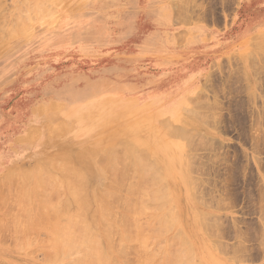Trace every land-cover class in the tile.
I'll list each match as a JSON object with an SVG mask.
<instances>
[{
    "label": "rangeland",
    "instance_id": "374dc122",
    "mask_svg": "<svg viewBox=\"0 0 264 264\" xmlns=\"http://www.w3.org/2000/svg\"><path fill=\"white\" fill-rule=\"evenodd\" d=\"M1 1L7 8L3 9V6L0 10V192L3 194L5 189L6 194L14 195L20 189L21 194L17 197L15 192L16 197L7 198L9 201L4 199L9 204L16 202L10 207L5 205L9 209L2 208L7 203L3 204L4 195L0 196V222H4L0 226V264L66 263L54 259L45 262L58 251L56 242L49 243L56 245L55 250L47 245L52 235L51 229L48 230L51 209L45 210L49 217L44 223V216L37 211L41 202L37 200L39 194L35 195L39 190L35 188L36 176L30 185V180L24 179L20 169L29 166L34 173L39 167L51 174L54 171L49 172V168L62 164V160L58 161L62 155L76 160L75 157L83 153L87 154L91 165L92 178L91 181L88 179L87 186L93 194L92 207L85 216L94 231L103 233L100 203L95 200L99 194L98 198L105 201L112 217L107 218L108 225L114 227L111 235L120 233L116 235L119 238L111 237L114 245L124 243L125 249L128 252L131 249L133 254V245L140 244V250L148 249L146 254L140 252L144 254L141 259H151L152 264H168L165 261L170 251L175 254L188 252L187 257L183 256L185 260L182 257L185 254H180L183 264H264V0ZM18 2L28 17L24 12L22 17L25 18L21 21L18 18L23 13H19V17L16 15L18 18L5 17L3 13L7 14L9 9L20 11ZM16 4L20 8L16 9ZM36 6L40 7L39 11ZM50 11L52 14L49 15ZM38 13L42 21L40 16L35 17ZM27 21L28 30L32 32L19 29ZM5 23L10 27L4 28ZM6 31L17 36L9 37ZM152 32V42L145 45L144 34ZM160 43L165 47L159 46ZM90 86L97 87L91 90L93 94L79 102L63 97L67 90ZM104 88H108V92L103 93ZM193 114L204 116L203 120ZM88 116L92 118L84 124L90 127L70 124L73 117ZM96 117L97 121H94ZM165 119H168V125H173L172 129L175 126L174 130L180 131H173L168 125L165 128L166 125H162ZM32 128L38 130L34 132ZM170 133L173 136L182 134L183 141L172 138ZM184 137H188L187 142ZM125 142H130L132 149L123 147L128 145ZM186 145H190L189 149ZM107 148H117L115 156L119 158H115L117 164L114 165L117 168L120 163L126 164L127 167H118L123 168L121 170L117 168L125 176L116 177L119 172L115 176L103 173ZM140 150L146 154L141 155ZM137 154L138 157L141 155L140 160L147 161L141 160L145 164L143 169H150L147 176L146 171L143 176L148 178L155 171L153 176L161 179V182L152 179L154 187L150 179L139 173L143 164L138 158L141 164L138 166ZM36 164L38 166L34 168ZM74 164L77 168L82 166L79 162ZM157 169L160 171L156 172ZM9 173L16 174V179L7 180L5 174ZM117 182L126 183L127 188L120 183L123 191L115 184ZM143 182L144 187L151 188L148 190L146 186L144 189L148 192L141 196L147 200L139 199L134 204L137 192L133 190L141 192ZM105 183L107 187L119 190L103 187ZM162 185L167 190L164 194L162 190H159L161 194L156 191ZM24 190L28 192V196L25 195L28 204L21 205L19 201L24 200ZM56 190H62L63 196L51 197L54 199L49 200L51 204L58 200L57 203L71 201L66 181L62 180L58 188L47 192L53 194ZM154 190L158 194H152V199L155 198L152 201L148 193ZM107 192L117 194L114 200H118L112 203L113 199L103 195ZM122 197L134 204L128 205L133 210L144 207L143 213H131L127 204L123 208ZM166 200L168 203L158 210L156 206ZM149 206L152 209L155 206L156 211L152 212ZM18 207L23 211H18ZM68 207L69 213L78 212L73 201ZM171 207L177 214L174 223H169ZM30 210L34 211L33 217L27 214ZM165 213L167 219H164ZM175 213L171 221L176 217ZM91 214H96L94 222ZM207 214L211 218L207 219ZM124 217L140 218L141 225L147 222L142 232L148 231L143 235L147 241L151 240V243L146 242L149 246L145 244L141 248L135 238L136 224L132 230L129 227L127 230L135 241L122 239ZM27 220L37 225L43 222L44 228L36 229L35 233L36 230L29 231L27 235V224H20ZM206 223L214 226L211 232H204L203 228L206 231L210 228L203 226ZM18 225L19 230L16 229ZM23 225L25 230H22ZM116 227L118 231L114 233ZM163 227L168 231L161 233ZM176 233H180V237ZM174 234L178 236V245L173 243ZM217 242H220L218 247ZM156 243H160L162 249L156 248ZM169 243L172 244L170 248ZM176 249H180L179 253ZM156 250L159 251L153 261ZM125 254L126 257L116 254L117 264H125L122 261L132 258V254ZM141 259H136L135 263L145 260Z\"/></svg>",
    "mask_w": 264,
    "mask_h": 264
},
{
    "label": "bare ground",
    "instance_id": "6f19581e",
    "mask_svg": "<svg viewBox=\"0 0 264 264\" xmlns=\"http://www.w3.org/2000/svg\"><path fill=\"white\" fill-rule=\"evenodd\" d=\"M1 0H0V5H1V7H0V10L2 11V7L3 6H5V7H3V9L5 8H7L6 7V5H4L3 3L1 4ZM31 2V0H29V2L28 3H30ZM42 2H45V1H42ZM47 3H48V1H46ZM4 3H5V0H4ZM14 3V2H13ZM21 3H23V0L21 1ZM20 7H21V5L19 4V2L17 3ZM16 4V9L17 8H20L18 5ZM25 4H26V2H25ZM24 4V5H25ZM35 4V3H34ZM37 4H39L38 2H37ZM30 6H31V4H30ZM32 7H33V4H32ZM35 7V6H34ZM36 7H38L37 9H38V11H39V6H36ZM28 8V7H27ZM42 8H45V7H42ZM21 9H22V12H20L21 11ZM30 11L32 10V9H30V8H28ZM34 10L33 11H37L36 10V8H33ZM10 11L9 12H7V14L6 13H3L4 15H5V17H7V16H9V18H11L10 16H18V14L19 13H25V11H23L24 9L21 7L20 8V11H15V9L13 10V8L12 9H9ZM13 10V12H11ZM44 10V9H43ZM52 10V9H51ZM7 11V10H6ZM29 11V12H30ZM32 11V12H33ZM53 11V10H52ZM13 13V14H11V13ZM51 12V11H50ZM50 12H48L49 13V15L50 14H52V12L50 13ZM10 13V14H9ZM14 13H16V14H14ZM24 13L18 18L17 16V18L18 19H20V21H21V19L22 18H25V17H28V16H26V14L27 13H25V17H22V16H24ZM34 13V12H33ZM33 13H30V14H32V16H33ZM2 14V15H3ZM9 14V15H8ZM7 15V16H6ZM53 15H55V13L53 14ZM40 16V14L38 13V15H36L35 17H39ZM46 16H48V15H46ZM34 17V18H35ZM40 19H41V21H42V17L40 16L39 17ZM12 19V18H11ZM14 19H16V18H13V20ZM36 20V19H35ZM34 20V21H35ZM0 21H1V19H0ZM33 21V20H32ZM37 21V20H36ZM39 21V20H38ZM51 21H52V19H51ZM148 21H149V19H148ZM147 21V22H148ZM40 22V21H39ZM57 22V20L55 21V22H53V24L54 23H56ZM47 23V22H46ZM7 23H5V25H6ZM27 24H29L28 23V21H27V23H24V26L22 27L21 26V28H19V29H23V30H27V32H32L31 31V29L30 30H28V28H30V26H28ZM51 24V23H50ZM148 24H151V22H148ZM10 25V24H9ZM8 24L6 25V26H4V28L5 27H10ZM52 25V24H51ZM50 25V26H51ZM56 25V24H55ZM154 25H156V24H154ZM28 26V27H27ZM3 28V29H4ZM19 29H17V32L20 34V31H19ZM157 29V28H156ZM165 31V30H164ZM7 32V31H6ZM5 32V33H6ZM21 32H24V31H21ZM26 32V33H27ZM166 32V31H165ZM4 33V32H3ZM3 33H2V36H3ZM5 33H4V35H5ZM10 33L11 32H7V35L9 34V37H11V35H10ZM154 32H152V33H145L144 35H145V38H144V44L146 45L147 43H151L152 42V38H153V36H154V34H153ZM6 35V36H7ZM13 35H16L15 33L13 34ZM12 35V37H14ZM17 36V35H16ZM23 36V35H22ZM25 36V35H24ZM169 36V35H168ZM159 46H161V47H165L164 45H163V43H160L159 44ZM165 49V48H164ZM103 85V84H102ZM94 87H97V86H94ZM94 87L93 86H90V87H85V88H83V89H79V90H75V89H73V90H67L64 94H63V97H69L70 98V100H72V101H75V102H79V101H81V99H83L84 97H86L87 95H91V94H93V92L91 91L92 89H94ZM108 90V88H104L102 91H103V93H106V92H108L107 91ZM53 105V104H52ZM59 105V104H58ZM58 109H59V107H57ZM79 112H77L76 114H74L73 116H75V115H77ZM192 116V115H191ZM193 116L194 117H200L199 116V114H196V116H195V114H193ZM202 116V115H201ZM203 117L204 116H202V117H200L202 120H203ZM90 118H92V116H88V117H82V118H76V117H73V118H71V125H73L74 127H76L77 125H81V126H84V127H82V128H85V127H90L89 125H87V124H84V122L86 121V120H88V119H90ZM166 120V119H165ZM162 121V125H164V127H165V125H166V127L165 128H167V125L169 124L167 121H168V119L166 120V121ZM94 121H97V117L95 118V120ZM160 122V121H159ZM165 124H164V123ZM205 123V122H204ZM161 125V124H160ZM170 126V127H169ZM171 126H173V125H168V127L169 128H171ZM175 127V126H174ZM174 127H173V131H176V130H178V129H176L175 128V130H174ZM33 129V128H32ZM37 129V128H36ZM35 129V130H36ZM34 129H33V131L34 132H36ZM178 131H180V129L178 130ZM182 131V130H181ZM33 133V132H32ZM187 133V132H186ZM35 135H37V134H34V136ZM169 135V134H168ZM170 135H171V133H170ZM181 135L182 134H180V136H179V134H176V136H173V135H171V137L172 138H180V140L181 139H183L182 137H181ZM183 135L185 136V134L183 133ZM186 135H188V134H186ZM138 137V136H137ZM32 138H34V137H32ZM136 138V137H135ZM177 138V139H178ZM186 137H184V141L185 142H187L188 141V137L185 139ZM140 139V138H139ZM30 140H32V139H30ZM141 141H142V139H141ZM181 141H183V140H181ZM141 143H143V142H141ZM189 143V142H188ZM124 144H128V145H123V147L125 146H127L126 147V149L127 150H129V149H132V145L130 146V142L129 143H127V142H125ZM187 144V143H186ZM145 145V144H144ZM130 146V147H129ZM146 146V145H145ZM188 147V149H189V147H190V145L189 146H187L186 145V148ZM135 148V147H134ZM108 149V148H107ZM117 149V148H116ZM115 148H110V149H108L107 150V152L105 153V155H104V158H106V160H108L109 161V163H106L105 164V162H108V161H106L105 160V162L103 163L104 165H102V171H103V173L105 174V175H114L115 176V174H117L116 172H119V170H121V169H123V168H118L119 166H123V165H126V164H123V163H120V164H118L119 166L116 168L115 166H117V165H114L115 163H116V161H115V158L117 159V158H119V157H117V156H115V153H117V150H116ZM118 149H120V148H118ZM136 150H138L137 148H135ZM151 149V148H150ZM150 149H148V150H150ZM126 150V151H127ZM105 151V150H104ZM141 152V155H143V153L144 154H146L145 152H143L142 150H140ZM92 155V154H91ZM98 155V154H97ZM140 155V154H139ZM140 155V156H141ZM139 156V157H140ZM144 156H146V155H144ZM97 157V156H96ZM95 157V158H96ZM102 156L100 155V157L99 158H101ZM127 157V156H126ZM138 154H137V156L135 155V158H136V162H138ZM189 157V156H188ZM58 158V157H57ZM56 158V159H57ZM94 158V159H95ZM98 158V159H99ZM149 158V157H148ZM56 159H53V160H56ZM59 159V158H58ZM75 159L76 160H74V159H70V158H68L67 156H65V155H62L61 156V158H60V160H58V161H61L62 160V164H59V165H51V168L52 169H50L49 167V172L50 171H54V173H47V172H43L42 171V169L41 168H37V164L35 165V167L34 168H37L38 169V171L36 172V170L34 171V173L36 172V174L34 175V173L32 172L33 170L29 167V166H26V167H24L23 169H20L21 170V172L24 174V179H26V181L27 182H29V180H30V185H31V179L33 178V177H35L36 176V183H37V185L35 186V188L38 190L37 191V193L35 194L36 195V197H37V194H39L38 195V197H37V200L38 199H40V200H38L39 202H41V205L38 207V209H37V211L38 212H40L39 214H42L44 217H43V221H44V223H47V217H49L51 214V216H50V220L48 219V223L50 224V226L51 227H49V229L48 230H50L51 229V233L50 234H52L51 236H53L54 237V239L50 236V235H48V236H50V241L48 240V244L47 245H49V247H53L52 249H54L55 250V248H56V245H54V246H50V242L51 241H54V242H56V244H57V249H58V251L56 252V254H55V256H51L52 255V253L50 254V253H48V255L49 256H51V257H49V258H47L48 259V261H45L46 263L48 262V263H50V260L49 259H54V260H60L61 262H66L67 264H117L116 263V254L118 253V255L119 256H125L126 254L125 253H127V254H132V251H131V249H130V252H128L129 250H127V249H125V247H127L126 245H124V243H120V244H118V245H114V243H112L111 242V237H114V236H116L119 232H117L118 231V228L116 227L115 229H117V230H115L114 231V233H116V235H111V233L113 232V225H108V223H107V218L109 219V218H111L112 219V217H110L109 216V213L110 212H108V210H107V206H106V203H105V201L103 200V199H100V198H98V196H100L99 194H98V196H96L95 197V200H97V202L98 203H100L99 205V211H100V213H101V215H102V217H101V223L103 224V229H104V231H103V233H98V232H96V231H94L93 229H92V227L90 226V222L87 220L88 218H87V216H85V214H86V211H88V213H89V211H90V207H92L91 206V196L93 195V194H91L92 193V190H90L89 188H88V179L91 181V179L90 178H92V171H91V165H90V163L88 162V160H87V154H85V153H83V154H80V155H77L76 157H75ZM93 159V158H92ZM97 159V160H98ZM173 159H175L176 160V157L175 156H173ZM52 160V161H53ZM100 160H103V158H101ZM139 160H140V158H139ZM143 162H147V161H144V159H141ZM140 160V161H141ZM51 160H49L48 162H50ZM139 161V162H140ZM140 162L141 164H143V162ZM192 161V160H191ZM48 162H46V163H48ZM74 162L76 163V162H79L80 163V165H82V166H80L81 167V169H80V167L79 168H77L76 166H75V164H74ZM99 161H96V163L98 164V165H100L99 163H98ZM138 162V166H141V164ZM125 163V162H124ZM127 163V162H126ZM149 163H151V162H149ZM154 163V162H153ZM117 164V163H116ZM131 166H133V164H132V161H131V164H130ZM144 165L145 164H143L141 167H139V173L143 176V174L145 173V169H143V167H144ZM152 165V163L150 164V166ZM18 166V165H17ZM21 166V165H20ZM16 167V166H15ZM98 167H101V166H98ZM126 167H127V165H126ZM113 168H115V169H117L118 171H116L115 169H113ZM132 168V167H131ZM135 168V167H134ZM186 168H187V164H186ZM13 169V168H12ZM12 169H10V170H12ZM99 170H100V168H99ZM143 170V171H142ZM15 171H16V169H15ZM136 171V170H135ZM148 171V170H147ZM146 171V172H147ZM157 171H160L159 169H157L156 170V172ZM144 172V173H143ZM148 172H150V169H149V171ZM148 172L145 174L146 176H147V174H148ZM155 171H153L151 174H150V177H146L145 175V179L147 178V180H149L150 179V182L152 183V179L153 178H155L153 175V173H154ZM112 173V174H111ZM18 174V173H17ZM95 174V173H94ZM102 174V173H101ZM126 174H128V173H126ZM156 174V173H155ZM157 174H160V173H157ZM6 175V177H7V180H15L16 178L15 177H17L16 176V174H12V173H9L8 175L7 174H5ZM13 175H14V177H13ZM153 177H152V176ZM96 176V175H95ZM120 176H125V174L123 175V173H121L120 174V172H119V174H118V176H116V177H120ZM143 176V177H144ZM13 177V178H12ZM97 177V176H96ZM100 177V176H99ZM99 177H97V178H99ZM121 177V178H122ZM127 177V179H128V177L129 176H126ZM126 177H124L125 179H126ZM142 177V178H143ZM158 177V176H157ZM15 178V179H14ZM102 179V178H101ZM123 179V178H122ZM130 179V178H129ZM128 179V180H129ZM3 180H5V179H3ZM62 180H64V181H66V183H68V194H69V196L70 197H72V199H71V201H73L77 206H78V212L76 213V214H71V213H69L68 212V210H69V208L70 207H68L70 204H71V201L70 200H67V201H64V202H59V203H57L58 201H60V200H58V201H56V202H54L53 204H51L50 203V201L52 200H54V199H52V198H56L57 196H60L61 197V195L63 196V192H62V190H60V191H54V192H52L53 194H48L49 192H47V191H49L51 188L52 189H56V188H58L59 187V185H60V183H61V181ZM103 180V179H102ZM137 180V179H136ZM156 180H158V181H160L161 182V179H159V178H155L154 179V181H156ZM107 181V180H106ZM130 181L132 182V181H134L132 178L130 179ZM96 182H98V180L96 181ZM101 182V181H100ZM99 182V183H100ZM130 182V184H134L135 182H132L131 183ZM98 183V184H99ZM107 183V182H106ZM105 183V186H103V187H107L106 184ZM121 182H117V183H115L117 186H119V187H121V189L124 191V188H127L126 186H127V184L126 183H124L125 185H123V183H121L123 186H125L124 188L122 187V185L120 184ZM129 183V182H128ZM136 184V183H135ZM20 185V184H19ZM95 185V184H94ZM110 185V184H109ZM142 184H140V186H141ZM151 185H153V183L151 184ZM156 185V188H157V184H155ZM163 185H166V184H163ZM163 185L162 186H160V187H162L161 189H156V191L158 190V192H160V194H161V192H162V194H164L165 192V190H166V187L164 188L163 187ZM23 186L24 185H22V188H23ZM93 186V185H92ZM100 186H101V184H100ZM147 186V185H146ZM145 186V187H146ZM171 186V185H170ZM97 187H98V185H97ZM102 187V186H101ZM103 187L101 188V189H103ZM144 187V182H143V185H142V190H141V192L143 193H141L140 191H138V190H133V191H135V193L137 192V194H135V197H136V200H133V202L132 203H137V201L140 199V200H147V197L146 196H144V197H146V199H141V196L142 195H144V194H146L145 192H148L147 191V189L149 188L148 186H147V189H144L145 188ZM152 187H154V185L152 186ZM12 188V187H11ZM94 188V187H93ZM92 188V189H93ZM99 188V187H98ZM98 188H96V189H98ZM107 188H110L111 190L112 189H114V188H111V187H107ZM168 188V187H167ZM171 188V187H170ZM7 189V188H6ZM121 189H120V191H121ZM151 189V188H150ZM150 189H148V190H150ZM115 190H119V189H116L115 188ZM146 190V191H145ZM159 190H162V191H159ZM7 190H3L2 192H3V194H1V192H0V196L1 195H4V196H2L3 198V204H4V202H6L7 203V201H9L10 199H8L7 200V198H11V197H13L14 195H15V192H14V195H12V193L10 194V192H7V194L5 193ZM20 189H18L17 190V192H16V196L18 197V196H20ZM97 191V190H96ZM102 191V193H103V191L104 190H101ZM132 191V192H133ZM27 191L26 190H24V193H23V195L24 196H22L23 197V199L24 200H22V198H21V200L23 201H19L20 202V204L22 205V203H27L28 204V200H26V196L25 195H27L28 196V192L26 193ZM56 192H58V194L56 193ZM59 192H61V194H59ZM105 192V191H104ZM122 192V191H121ZM140 192V193H139ZM153 193H148V195H149V199L150 200H152V201H154L155 200V198H154V195H153V198H154V200L152 199V194H158V192L157 193H154L155 192V190L154 191H152ZM166 192H167V190H166ZM6 195H5V194ZM97 193V192H96ZM98 193H100V192H98ZM11 196H10V195ZM31 195V194H30ZM51 195H53V196H51ZM105 197H107L108 199L109 198H111L110 200H112L113 199V201H112V203L114 202L115 203V201H117L116 199L114 200V197H116V196H114V195H117V194H112V193H110V192H107V193H104L103 194ZM140 195V196H139ZM147 195V196H148ZM150 195H151V197H150ZM6 196V197H5ZM10 196V197H9ZM16 196H14V197H16ZM160 196V195H159ZM159 196H158V198H159ZM52 197V198H51ZM138 197H140V198H138ZM6 198V200H4ZM27 198H29V197H27ZM62 198V197H61ZM69 198V197H68ZM103 198V197H102ZM196 198H197V196H196ZM2 199H1V202H2ZM31 199V198H30ZM51 199V200H50ZM122 199H123V197H122ZM162 199L163 200H165L166 199V196L165 197H162ZM161 199V200H162ZM199 199V198H198ZM50 200V201H49ZM125 200H126V202L128 201V203H126L125 202ZM26 201V202H25ZM121 201V200H120ZM119 201V202H120ZM123 201L125 202H120L121 204L123 203V205H122V207L123 206H126V205H124V204H127V206H126V208L127 209H129L130 211H131V213H133V214H142L143 213V209H144V207H141V209H139V210H133V209H131V208H129V206H133V205H131L132 203H131V201H129V200H127L126 198L125 199H123ZM136 201V202H135ZM160 201V200H159ZM11 202H13V204H16V202H14V201H11ZM161 202V201H160ZM165 203H168V200H166L165 202H163L162 204H160L161 206H156L157 207V209L159 210L160 208H163V206H164V204ZM13 204H9V203H7V204H4L3 205V207L2 208H4L5 207V205H9V207H10V205L12 206ZM120 204V205H121ZM2 205V204H1ZM129 205V206H128ZM6 206V207H7ZM18 206V205H17ZM16 206V207H17ZM145 206V208H147L148 206L147 205H144ZM147 206V207H146ZM5 207V208H6ZM9 207H7L8 209H9ZM13 207H15V206H13ZM15 207V208H16ZM26 207V206H25ZM25 207H24V210H25ZM35 206H33L32 208H34ZM110 207H111V205H110ZM117 207H119V204L117 205ZM151 207V211L152 210H155L156 211V209H155V206H154V208L152 209V206H149V208ZM19 208V207H18ZM90 208V209H89ZM113 208V207H112ZM124 208V207H123ZM122 208V209H123ZM50 210L51 209V211H49L50 212V214H49V216H47L48 214L46 213V211L45 210ZM119 209H120V207H119ZM127 209H125V210H127ZM172 209V210H171ZM34 210H35V208H34ZM124 210V209H123ZM149 210V209H148ZM157 210V211H158ZM18 211H23V209L22 208H19L18 209ZM45 212L44 214H43V212ZM94 211V210H93ZM92 211V212H93ZM128 211V210H127ZM133 211V212H132ZM137 211H139V212H137ZM150 211V212H151ZM154 211V212H155ZM170 222L169 223H174L175 222V220L177 219V214L175 213V211H174V209L171 207L170 208ZM33 212L34 211H32V210H30V211H28V216H31V217H33L32 216V214H33ZM42 212V213H41ZM129 212V211H128ZM141 212V213H140ZM153 212V211H152ZM116 213V212H115ZM148 213V212H147ZM168 213V212H167ZM167 213H165V214H167ZM173 213H175V218L173 219V221H171L172 220V217H173ZM46 214V215H45ZM145 214V213H144ZM200 214V213H199ZM203 214V213H202ZM37 215H38V213H37ZM91 215H93V214H91ZM90 215V218L92 217V219H91V221H93L94 222V219H96L95 218V216H96V214L95 215H93V216H91ZM201 215V214H200ZM41 216V215H40ZM109 216V217H108ZM119 216V215H118ZM117 216V217H118ZM120 216H122V214H120ZM207 216V219L208 218H211V217H208V214L206 215ZM211 216V215H210ZM35 217V216H34ZM37 217V216H36ZM35 217V218H36ZM51 217H53V218H51ZM154 217V216H153ZM167 217H168V214L166 215V217L164 218V219H167ZM203 218L205 217V215L204 216H202ZM18 218H20V217H18ZM38 218H40L39 216H38ZM47 218V219H46ZM115 218V217H114ZM202 218V219H203ZM32 219V218H31ZM42 219V218H41ZM51 219H53V221L51 220ZM140 219V218H139ZM139 219H133V218H130V217H124V218H122V223H124V226H122L123 228H124V233L126 234H123L122 235V239L124 240V241H128V240H130V239H133L134 241H135V238L137 239V241L138 242H140L141 243V248L142 247H144L143 245H145L146 244V242H150L151 240H148L147 241V237L145 238V236L143 235V234H145V232L146 233H148V231H144V233L142 232V229H143V227H145V225L147 224V222L145 223L144 222V226L143 225H141L142 223H143V221H139ZM143 219V218H142ZM29 220V219H28ZM24 221L23 223H20V224H24L25 223V226H26V224H27V228H28V230H27V235H29V231L30 232H33L34 230H36V229H41L42 227L44 228V223L40 220V222H42L40 225H37V223L36 222H34V221H31V222H29V221ZM116 220H118V218L116 219ZM141 220V219H140ZM201 220V219H200ZM204 220V219H203ZM19 221V220H18ZM18 221H16V222H18ZM141 223H139V222ZM159 221H160V218H159ZM159 221L157 222V225H159L158 223H159ZM168 221V220H167ZM166 220L164 221V222H166V223H168ZM15 222V223H16ZM19 222H22L21 220L19 221ZM33 222V223H32ZM92 222V223H93ZM118 222V221H117ZM116 222V223H117ZM120 222V225H123L122 223ZM1 224H0V226L1 225H3L4 224V222L2 223V222H0ZM139 223V224H138ZM203 222H201V224H202ZM17 224V223H16ZM16 224L14 225V226H16ZM19 224V223H18ZM19 224V225H20ZM105 224V225H104ZM135 224H136V226H137V228H138V232L137 233H135L136 234V236H135V238H134V236L133 235H131V236H133V238L129 235V231H127L129 228H131V230H132V227L133 226H135ZM151 224V223H150ZM156 224V223H155ZM12 225V224H11ZM19 225L16 227V229L17 230H19V228L20 227H22L21 225H20V227H19ZM132 225V226H131ZM142 227H141V226ZM156 225V226H157ZM206 225H208L207 223L205 224V225H203V226H206ZM25 226L23 225V227H24V229H22V230H25ZM37 226V227H36ZM115 226V225H114ZM150 226V225H149ZM155 226V225H154ZM155 226V227H156ZM111 227V228H110ZM129 227V228H128ZM154 227V228H155ZM210 227V228H209ZM211 227H214V226H211V225H208L206 228H209V229H207V231H206V229H204L203 228V230H205L204 232H211ZM136 228V227H135ZM148 228V227H147ZM146 228V229H147ZM153 228V229H154ZM153 229H151V232H152V230ZM163 229V232H161V233H164L168 228L167 227H163L162 228ZM38 230H36V231H34V233L35 232H37ZM161 230V229H160ZM171 229H169V231H170ZM213 230V229H212ZM21 231V230H20ZM41 231H43V229L41 230ZM40 231V232H41ZM162 231V230H161ZM168 231V230H167ZM21 232H23V231H21ZM149 232H150V230H149ZM158 232H160V231H157V233ZM24 233H26V232H24ZM157 233H155V235L157 234ZM161 233H158V234H161ZM31 234V233H30ZM120 234V233H119ZM134 234V235H135ZM178 234V236L180 235V233H176V235ZM26 235V234H25ZM175 235V234H174ZM174 235H173V239L175 240H173V243H175L176 242V244L178 243V241L176 240V239H178V236H176V238L174 237ZM160 235H158V237H159ZM116 237H118L119 238V235L118 236H116ZM121 237V236H120ZM180 237V236H179ZM183 238H185L184 236L182 237V239ZM51 239H53V240H51ZM152 239H154V241H155V238H152ZM158 239V238H157ZM182 239H181V241H182ZM32 241L33 240H31V243H32ZM132 240H130V242H131ZM153 241V240H152ZM153 241V242H154ZM158 242H159V240H158ZM151 243V242H150ZM149 243V244H150ZM183 243V242H182ZM220 242H217V243H215V244H218L217 245V247L220 245L219 244ZM130 244V243H129ZM149 244H146L147 246H149ZM153 244V243H152ZM187 244H188V242H187ZM186 244V245H187ZM137 245V246H136ZM140 245V244H139ZM138 244H135V245H133L134 247H137V249L136 248H134L133 247V254L134 255H136V257H134V255L132 256L131 255V257L133 258H136V259H141L143 256H144V254H141L142 252H145V254H146V252L148 251V249H147V251H143L144 249H145V247L143 248V250H140V246H139ZM170 245V246H169ZM178 245V244H177ZM186 245H185V247H186ZM139 246V247H138ZM157 246V247H156ZM162 245H160V243H159V245H158V243H156V245H155V247L156 248H161L162 249V247H161ZM49 247H46V249L48 248V251L50 250L49 249ZM154 247V248H155ZM168 247L170 248V247H172V244L171 243H169L168 244ZM155 248V249H156ZM191 248V247H190ZM51 249V250H52ZM219 249V248H218ZM116 250H117V252H116ZM125 250H127V251H125ZM175 250V249H174ZM180 249H176V251L175 252H177V253H179L178 251H179ZM220 250V249H219ZM139 251V252H138ZM154 251V250H153ZM159 251V250H158ZM157 250L154 252V255L155 256H151L152 258H153V261H154V259H156L155 257H156V252H158ZM137 252H138V254L141 256H138V254H137ZM221 252H222V250H221ZM122 255H121V254ZM136 253V254H135ZM124 254V255H123ZM151 253H149V255H150ZM152 254H153V252H152ZM180 254H185V255H182V257L183 256H185V257H187L186 256V254H188V252L187 253H183L182 251H181V253H179V254H175L174 253V251H170V254H169V256H168V259L165 261V262H167L168 264H178V263H181V264H183V261L185 260L184 259V257H183V259L180 257L181 255ZM127 256V255H126ZM125 256V257H126ZM129 256V255H128ZM47 257V256H46ZM138 257V258H137ZM140 257V258H139ZM150 257V258H151ZM188 257H189V255H188ZM132 258H130V257H127L126 259H127V261H122V262H124L125 264H128V262H132V261H134V263L136 262L135 260H133ZM146 258V257H145ZM144 258V259H145ZM161 258V257H160ZM167 258V257H166ZM177 258H178V260H177ZM189 258H191V257H189ZM192 258H193V256H192ZM191 258V259H192ZM46 259V260H47ZM129 259H131V260H129ZM144 259H141V260H144ZM160 260V259H159ZM158 260V261H159ZM144 261H148L147 260V258L144 260ZM144 261L143 262H141L140 264H147V263H149V264H152V260L150 259V261H148L147 263L145 262L144 263ZM54 261H51V263H53ZM127 262V263H126ZM65 263V264H66ZM136 264V263H135Z\"/></svg>",
    "mask_w": 264,
    "mask_h": 264
}]
</instances>
